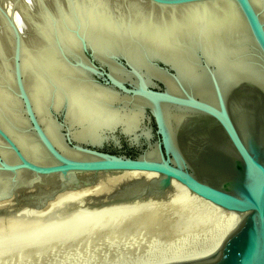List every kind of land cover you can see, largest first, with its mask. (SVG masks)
Instances as JSON below:
<instances>
[{"label": "water", "instance_id": "1", "mask_svg": "<svg viewBox=\"0 0 264 264\" xmlns=\"http://www.w3.org/2000/svg\"><path fill=\"white\" fill-rule=\"evenodd\" d=\"M102 2L92 29L75 16L74 0H0V89L12 101L9 108L0 104V217L40 210L58 194L101 184L100 192L79 195L54 212L161 199L174 181L243 219L208 256L167 264H264V0ZM206 4L228 6L231 20L240 23V30L215 37V46L232 47L221 48L222 56L228 52L235 66L243 65L244 77L235 83L195 36L187 44L195 42L197 82L147 38L145 30L162 26L165 15ZM46 15L49 24L40 27L36 22ZM47 44L74 80L112 96L101 104L137 111L139 126L77 139L63 101L45 107L48 130L31 90L34 69L45 77L33 60L44 56ZM120 147L133 153L114 151ZM115 174L120 179L105 180Z\"/></svg>", "mask_w": 264, "mask_h": 264}, {"label": "bare ground", "instance_id": "2", "mask_svg": "<svg viewBox=\"0 0 264 264\" xmlns=\"http://www.w3.org/2000/svg\"><path fill=\"white\" fill-rule=\"evenodd\" d=\"M74 1L76 2L75 4L73 3L76 8L75 16L78 18V20L88 21V22L84 21L85 23L82 22L80 23L82 25L91 27L92 29L97 27V25L95 24V18L96 15L100 13V11L96 7H98L97 5H104L102 0H74ZM258 4H260V2H258ZM164 19L166 23H163L162 26L160 27L156 26L151 31L147 29L145 30V32L147 33V38L151 42L159 43L161 51H163L166 55L170 56L176 64H179V72L182 75L188 77L190 81H196V82L197 80L199 81L200 80L199 75H201L194 58L191 57L192 49L190 48L194 45L192 43L195 42H191L194 41L191 40L190 41L191 44H187V38L191 36H195L194 37L195 39L197 38L198 40H201L203 45L202 48L204 52L209 57H211L210 59L214 62V64L217 67L221 68L222 73L226 74L228 78L232 80V83H235L240 78L242 79L244 77L243 76L244 74L241 75L243 70V65L241 64V68L239 66H235L234 64L235 62L233 59H231L232 57L229 56L228 52L224 53V55L222 56L220 49L223 48L224 45L215 46L216 43L215 37L220 36L225 38L227 35H230L233 32L241 29L240 23L238 22L234 23L231 20L232 15L229 14L228 6L221 5V7H218L217 4L216 5L206 4L203 5L202 7L192 6L184 10H179L177 11V13H169L164 16ZM49 21L50 19L46 15L41 21L39 20L36 23L38 25L41 24L40 27H44V25L49 24ZM105 21H106L105 23L106 25H110L111 27H113L112 22L110 23L107 20ZM173 21H175L176 23H174ZM72 23H74V21H70L68 23L69 25L68 27H70ZM141 26L142 24H140V27ZM175 26L178 27L175 28ZM140 27L138 26L137 28ZM142 27H146V25L144 24ZM72 40L73 39H71V37L67 36V41L69 43H71ZM46 46H48V44L45 45V47L43 48L47 50L45 54L43 51L42 54L44 56H42V58L39 60L37 59L33 60L36 63V65L41 66V68H44L42 70L46 71L45 72L46 79L45 77L41 76L38 70L34 69L35 71L31 73V84H32L31 90H32V97L34 100V106L37 112L41 115L45 127L48 128V130L51 131V125L49 119L48 118L45 119L44 116L45 107L48 105V103H51L54 107H57L63 101H65L67 106L66 119L68 120L69 124L72 126L74 131V137L77 139H80L82 137H89V138H95L97 136L100 137L103 131L114 128L118 125H122L123 129H125V131L128 132H133L135 130L134 128L136 126H139L137 125L138 116H139V113L137 111H132V112L118 111L115 109L107 108L106 106H104V104H101L99 101L101 100L108 101L109 99L112 100L113 99L112 96L108 97L109 99H107L104 94L99 92V90L92 88L90 85L86 83H82L79 81L77 82L76 80H74L75 79L73 78L74 73L68 67H65L63 63L57 62L56 57L52 53V50H50ZM231 48H232L231 46L224 47L225 51L226 49L227 51H229ZM201 89H203L202 91H207L206 88H201ZM4 102L6 103L7 108L12 106V101H9L8 94L3 89H0V104L5 105ZM180 115L179 113L174 114L173 117L174 119H177ZM131 125L133 126L131 127ZM120 177L121 175L115 174L109 177L106 176L105 180H118L120 179ZM102 189H103V185L101 184L100 186L94 188H86L83 190L63 192L61 194H58L52 201H50L44 208L40 210L26 209L23 210L17 216L0 217V226L1 227L6 226L9 228L10 227L21 228L25 226L29 227L31 225H41V226L46 225L47 228L48 227L53 228L54 226L58 225L55 224L56 223L55 221L63 220L68 216L70 217V215L72 214H77V215L82 214L79 212L87 213L85 215L93 216V218L99 216L103 218L106 217L108 219L109 217L107 216L110 215L111 221L105 219L107 220L105 227L106 228L109 227V229H107V232L111 231L112 232L111 236L113 235V232H115L114 235L112 237L109 236L110 238L108 239V242L111 245H114L116 244V242L119 241L116 238L117 237L116 234H123V235L130 234L129 235L130 237L132 234L134 237L136 233H139L140 235V233L142 232L143 234L141 233V235H144V233L146 235L148 233L149 235L152 234L150 235L151 237L153 235H154L153 237H155L160 232L163 231L166 232V228L168 229V227H165L167 225H164L165 223L163 224L162 220H160L161 222L160 221L157 222V220L155 219L157 223L151 222L152 220L151 218H153L155 214L158 215L161 214V212L163 213L162 211L163 209H165V211L162 214V216L163 215L165 216V213L168 212V209L169 212L174 210L173 213L174 216L176 213L179 214V212L183 216L186 209L192 208V210L194 209L196 212L199 213V215H202L203 213V216L204 215L208 216L214 221H216L215 224L212 223L213 225L208 226V229L207 227L204 230L200 229L201 231H203V234L201 236L199 235L195 236L196 234H198L195 233L196 232L195 228H193L195 229L194 233L192 232V230H189V232L186 231L187 233L184 232L180 234L178 232L179 235L177 233H176L177 235H175V232L179 230L177 228H180L179 227L180 225L182 227V223H180L181 222L180 221L179 224L177 225L172 224L174 227L173 226H172L173 228L171 227L170 233H168L167 235L165 234L166 235L165 239L163 238L164 240L159 245L152 243V247H150L151 249L149 250H148L149 246L148 247L146 246L147 248H145V250L147 251V253L144 256L138 259H133V260L130 259L129 261L127 260L118 263V264H167L173 262L196 260L208 256L218 248L222 239L233 228H235L243 219V217L240 215L221 209L220 207L196 196L195 194L190 193L184 186L174 181H172L171 188L168 191H166L165 194L163 195L164 198L161 199L142 198L139 200L117 202L112 205L103 206L100 208H94L91 210H87L88 207L85 206L82 207V205L76 208L67 206L65 208H67L68 211L69 210L71 211L69 212L61 211L59 213L54 212L60 209V207L64 206L66 203H68L69 200H74V198L79 195L100 192ZM178 206L181 207L184 206L182 208V211L184 208L185 211L181 213V210L179 211L180 208L177 211L176 207ZM62 209L63 207L61 208V210ZM142 211L143 212L145 211L144 215ZM195 211H193V214H195L194 213ZM53 212L55 213L54 215H52ZM146 212L149 213L151 216L149 214L148 215L145 214ZM187 214H184L185 218L184 221L183 220L182 221L183 223L186 222L189 224V218H191L190 215L192 214V212L190 213V215L188 214L190 217L187 216ZM145 215L150 217L147 216L145 217ZM170 215H166V216L170 217ZM166 216L164 218H166ZM132 218H134L135 220ZM115 219L117 220L115 221ZM173 220H171L172 223ZM200 220L199 219L198 221L196 220L197 221L196 223L194 219L193 222H195V224L192 221H190V223L192 222L194 225L196 224L198 225L202 222ZM113 223L115 224L112 226ZM103 224L101 225V227H99L100 229L97 228L98 232L101 229L103 230L106 229V228L104 229ZM169 224L170 223H168V225ZM193 224H191V226ZM189 226L186 225V227ZM191 234L193 235L195 234V235L193 236ZM126 236L128 237V235ZM133 237L131 238L133 239ZM160 238H162V236ZM126 241L127 242H123L124 243L123 245H121L122 243L120 244L121 246L118 247L120 248V250L123 251L128 250V247L131 244L128 241H131V239L128 238V240ZM75 248L77 247L75 246ZM107 264H112V263H107Z\"/></svg>", "mask_w": 264, "mask_h": 264}, {"label": "rangeland", "instance_id": "3", "mask_svg": "<svg viewBox=\"0 0 264 264\" xmlns=\"http://www.w3.org/2000/svg\"><path fill=\"white\" fill-rule=\"evenodd\" d=\"M114 151L118 152L120 154L121 153L126 154V155L132 154L125 147H120L118 149H114ZM183 207L184 206H182V207L178 206V207H176V209L178 211V209L180 208L179 211L181 210V213H183L185 211V208L182 211ZM189 209H186L184 214H187V212L189 211L188 214L190 215V213L192 212V214L190 215L191 218H189L190 226L186 222L183 223L185 215L183 214V216H182L179 212V214L176 213L177 215L175 214V216H174V214H173L174 210L169 212V209H168V212L165 213V216L171 214L170 217H173V218H170L168 216H166L167 219L164 218L165 216L164 215L162 216V214L164 213L165 209H163L162 210L163 213L161 212V214H158V215L155 214L156 216L154 215L153 218H151L152 219L151 222L157 223L160 220H162L163 224L165 223L164 225H167L165 227H168V229L166 228V232L165 231L160 232L159 234H157L158 237L157 236L153 237L154 235L151 237L150 235H152V234L149 235L148 233L146 235H149L150 237L146 236L145 233H144V235H141L142 232L140 233V235H139V233H136L135 234L136 237H135V235L133 237V235L131 234V237H133V239L129 236L130 234H124V235L123 234H116V236H117L116 238L119 241L116 242V244H114V245H111L108 242V239L110 237H112L115 232H113V235L111 236L112 232L111 231H110L111 233L107 232V229H109V227H107V228L105 227L107 220L111 221L110 215L107 216V217H109L108 219L106 217L103 218V217H99V216L98 217L96 216L93 218V216L85 215L87 213L79 212L82 214H78V215L72 214V215H70V217L68 216V217L64 218L63 220L55 221L56 222L55 224H58V225L54 226L53 228H50V227L47 228L46 225L45 226H43V225L42 226L41 225H31L33 228L31 226H29V227L25 226V227H21V228L20 227H18V228L17 227H10L9 228L6 226H4V227L0 226V264H107V263L118 264V263H121V262H124L127 260L129 261L130 259L131 260L138 259L147 253L145 248H147L149 246L148 247V250H149V249H151L150 247H152V243L159 245L165 239V236L168 233H170L171 227L173 226L172 224L177 225V224H179L180 221H181L180 223H182V227L180 225L179 226L180 228H177L179 230H177L175 232V235H177V234L179 235V233L182 234L184 232L187 233V232H189V230H192V232L194 233V230L196 229L195 233H198V234H196V235L194 234V235L195 236H197V235L201 236L203 234V231H201L200 229L204 230L206 227L208 229V226L216 223V221H214L210 217L205 216V215L203 216V213H202V215H199V213L196 212L194 209L193 210H192V208H189ZM193 211H195L194 213L196 215L193 214ZM144 212H143V215H144ZM145 214L148 215L149 213L146 212ZM188 214H187V216H189ZM147 215H145V217ZM150 216H147V217H150ZM157 216H158V218H157ZM199 216H200V218H199ZM201 216H202V218H201ZM138 217H139V214H138ZM203 217L204 218L206 217V218L204 219ZM101 218H103V219H101ZM134 218H132V219H134ZM186 218H188V217H186ZM92 219H94V220H92ZM105 219H107V220H105ZM155 219L157 220V222L155 221ZM194 219H195L196 223H197L198 219L199 220L201 219L200 221H202V222L198 225L197 224L194 225L195 224V222H193ZM90 220H91V222H90ZM116 220L117 219H115V221ZM171 220H173V223ZM211 220H212V222H211ZM104 221H106V222H104ZM131 221H133V220H131ZM168 221H171V222H168ZM190 221H192L194 224L192 222L190 223ZM97 222H99V223H97ZM168 223H170V224L168 225ZM102 224L104 226V229L106 228L105 229L106 231L101 229L102 231L99 230V232H98L97 228L101 227ZM114 224L115 223H113L112 226ZM191 224H193V225L191 226ZM186 225H188L191 229L189 227H186ZM95 226H97V227H95ZM103 226H102V228H103ZM30 228H32V229H30ZM43 228L46 230H44ZM185 228L188 230H186ZM193 228H195V229H193ZM104 232H106V233H104ZM95 233H97V234H95ZM126 235H128V237ZM191 235H193V234H191ZM159 236L160 237L162 236V238H160ZM128 238L131 239V241H128L131 243L130 246L128 247V250H126V251L120 250V248H118V247L123 245L124 244L123 242H127L126 240H128ZM43 241H44V243H43ZM37 244H39V245H37ZM78 245L79 246L82 245V246L79 247ZM75 246L77 248H75ZM142 246L144 249L142 248ZM16 251H17V254H16ZM14 258H16V259H14Z\"/></svg>", "mask_w": 264, "mask_h": 264}, {"label": "flooded vegetation", "instance_id": "4", "mask_svg": "<svg viewBox=\"0 0 264 264\" xmlns=\"http://www.w3.org/2000/svg\"><path fill=\"white\" fill-rule=\"evenodd\" d=\"M131 153H133V152H131Z\"/></svg>", "mask_w": 264, "mask_h": 264}]
</instances>
